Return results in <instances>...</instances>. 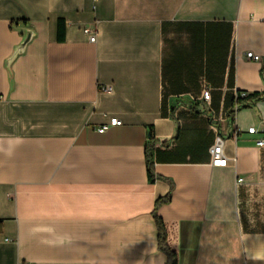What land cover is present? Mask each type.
Segmentation results:
<instances>
[{
  "label": "crops",
  "instance_id": "crops-1",
  "mask_svg": "<svg viewBox=\"0 0 264 264\" xmlns=\"http://www.w3.org/2000/svg\"><path fill=\"white\" fill-rule=\"evenodd\" d=\"M242 92H264V0H0V264H166L157 217L178 264H264V97Z\"/></svg>",
  "mask_w": 264,
  "mask_h": 264
},
{
  "label": "trees",
  "instance_id": "trees-1",
  "mask_svg": "<svg viewBox=\"0 0 264 264\" xmlns=\"http://www.w3.org/2000/svg\"><path fill=\"white\" fill-rule=\"evenodd\" d=\"M58 36L60 39L64 38V20L60 19L58 23ZM264 97V92H253L244 96L238 94L236 99V107H249L253 105L256 99ZM229 122L235 117V110L229 112ZM147 163L149 177L154 180L155 174L152 169L153 166V153L147 150ZM169 197L158 198L157 204L165 202ZM158 225V245L159 248L166 254V264H178L179 262V243H178V225L175 219L157 217Z\"/></svg>",
  "mask_w": 264,
  "mask_h": 264
},
{
  "label": "built area",
  "instance_id": "built-area-1",
  "mask_svg": "<svg viewBox=\"0 0 264 264\" xmlns=\"http://www.w3.org/2000/svg\"><path fill=\"white\" fill-rule=\"evenodd\" d=\"M84 33L88 36V38L91 42H96V40H97L96 32L91 31L89 28H84ZM247 57L251 58L255 61L261 60V56L259 54H255L252 51L247 52ZM102 89L104 91H109V90H111V86H104ZM246 94L247 93H245V92L241 93L242 96H244ZM203 98L207 102H210V99H211L210 89L206 88L203 91ZM121 123H122V121L119 118L114 117V118H111L108 123H103L102 125L98 126L97 131L104 132L110 126L120 125ZM257 131L258 130L255 127H251L248 130L249 133H256ZM257 144L259 146H264V139L258 140ZM210 153H211V163L213 166H226L228 164V158H227L225 151H224V139L222 136H220V135L216 136L215 143L211 147ZM242 180H243L242 178H238L237 182L241 183Z\"/></svg>",
  "mask_w": 264,
  "mask_h": 264
},
{
  "label": "water",
  "instance_id": "water-1",
  "mask_svg": "<svg viewBox=\"0 0 264 264\" xmlns=\"http://www.w3.org/2000/svg\"><path fill=\"white\" fill-rule=\"evenodd\" d=\"M33 35H34V31L31 28L27 29L25 36L23 37L21 42L17 46H15L13 53L10 55V57L7 59V62H6L9 71H10L11 63L13 62V60L17 57V55L25 51L26 46L32 39Z\"/></svg>",
  "mask_w": 264,
  "mask_h": 264
}]
</instances>
